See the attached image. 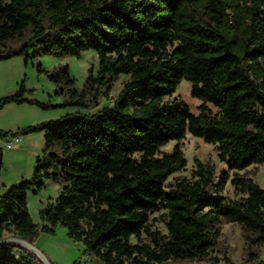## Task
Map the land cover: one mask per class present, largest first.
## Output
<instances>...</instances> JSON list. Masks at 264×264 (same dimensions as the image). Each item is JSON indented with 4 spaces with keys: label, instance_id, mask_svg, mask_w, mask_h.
<instances>
[{
    "label": "trees",
    "instance_id": "trees-1",
    "mask_svg": "<svg viewBox=\"0 0 264 264\" xmlns=\"http://www.w3.org/2000/svg\"><path fill=\"white\" fill-rule=\"evenodd\" d=\"M90 49L99 63L96 72L88 69L82 89L67 65L36 64L66 97L62 102L29 96L25 79L0 96V110L10 103L81 107L16 130L0 128L2 139L44 134L33 177L0 197V240L6 231L35 246L60 226L96 264H215L210 254L220 226L231 222L264 250V189L240 174L264 164V0H0V61ZM120 75L127 78L118 94L99 110L84 111ZM182 80L200 101L198 113L168 99ZM187 134L216 144L232 175L224 171L215 180L213 167L198 161L194 180L168 187L187 163L178 144ZM172 140L173 150L161 152ZM2 167L0 152V176ZM46 180L61 190L39 210L40 229L28 193L40 192ZM227 183L239 199L222 195ZM159 211L165 233L150 222ZM0 264L44 262L9 242L0 244ZM256 264H264V253Z\"/></svg>",
    "mask_w": 264,
    "mask_h": 264
},
{
    "label": "rangeland",
    "instance_id": "rangeland-1",
    "mask_svg": "<svg viewBox=\"0 0 264 264\" xmlns=\"http://www.w3.org/2000/svg\"><path fill=\"white\" fill-rule=\"evenodd\" d=\"M41 62L44 69H53L60 66L67 65L69 67L70 74L75 78V87L82 89L85 85V80L88 76V69L92 66L93 71L96 72L99 59L96 51L90 49L81 52L80 55H71L64 57H55L52 55H42L35 61V65L32 66V60H29V72L27 83L29 86H33L35 92L32 96L39 98L40 100L47 101L52 100L53 103L62 102L66 97L55 94L48 96L49 92L55 93L57 85L49 80L45 73H39L36 70V64ZM127 76L120 75L113 82L111 91L105 95L99 97L98 104H91L89 108L84 109L86 112H95L105 106L111 99H113L123 86ZM51 89V91H49ZM171 100H177L185 102L189 105L190 109L194 113L199 112V99L191 95V83L187 80H182L178 85L175 92L168 97ZM79 106L65 105L56 108H51L49 113L50 119H55L68 112L77 110ZM81 108V107H79ZM10 110L0 112V118H7V114ZM6 140V139H4ZM177 142L172 140L166 145L160 147L161 152H170L173 150ZM179 146L184 152L187 159V163L183 170L172 174L166 184L169 187L177 180L185 178L194 180V172L196 171L197 162H202L213 167L215 180H218L221 173L228 171L226 162L221 161L218 157L217 145L204 141L202 138L187 134L184 139L178 142ZM44 142L41 144L36 142L29 148H21L19 143L14 142V146L11 148L6 147V143L0 140V151H3V167L0 176V193L5 192L6 188L19 180L31 179L34 174L35 159L39 155H42V149ZM41 152L38 156L36 153ZM240 174L246 178H251L262 189H264V164H252L249 165L246 170L241 171ZM45 187L34 194L28 193V208L33 218V221L39 225L40 229L43 228V224L39 218V210L49 201L54 200L61 190V185L51 180L45 181ZM1 195V194H0ZM222 195L227 199L236 200L239 199L241 194L238 193L232 185L227 183ZM164 211L154 212L150 215V222L152 223L153 230H158L162 233L166 232ZM4 238H10L12 235L8 232L3 233ZM145 237L144 235L142 236ZM132 242H137L138 238L132 237ZM251 236L241 228L240 225L231 222H223L220 226L218 244L215 246L210 254L212 261L216 260L215 264H226V259L229 260V264H256L259 258L263 257L264 250L260 246H256L251 242ZM35 246L54 264H75L77 261L87 262L85 256H82V246L73 240H71L64 227H58L55 230V235L41 234L36 242ZM90 264H96L94 259L91 258L88 261ZM179 264H213L211 261L206 263H179Z\"/></svg>",
    "mask_w": 264,
    "mask_h": 264
},
{
    "label": "crops",
    "instance_id": "crops-1",
    "mask_svg": "<svg viewBox=\"0 0 264 264\" xmlns=\"http://www.w3.org/2000/svg\"><path fill=\"white\" fill-rule=\"evenodd\" d=\"M27 56H28L27 54H22L0 61V96L16 91L19 88L20 83L22 82L23 79H25V85L27 88L35 89L33 86H29L27 83L26 77L28 76V72H29L28 63L29 60L31 59L32 66H34L35 61L38 60L39 57L42 55H38L36 56V58H30V59H27ZM34 91L28 95L32 96L35 93ZM49 91H51V89ZM55 94L56 92L55 93L49 92L48 96L50 97ZM5 110H10V113L7 114V116L9 115L7 118L5 119L0 118V128L6 130H16L17 128L26 125L36 124L51 118V114L48 111L50 109H42L36 105L28 104V103H20V104L10 103L5 105L0 110V112H3ZM1 139L2 138H0V140ZM6 140L2 139V142H5ZM36 142H39L41 144L44 142L43 132L41 131L32 132L26 135H20L19 140L16 143H19L21 148L27 149ZM0 149L2 150L3 148ZM0 152L2 153V160H3V151ZM40 153L41 152H38L36 153V155L38 156ZM34 160L36 161L35 158ZM22 180L17 179L14 185L21 182ZM11 186L13 185H10L9 187ZM9 187H7L6 190ZM5 192L0 193L1 194L0 197L3 196Z\"/></svg>",
    "mask_w": 264,
    "mask_h": 264
},
{
    "label": "water",
    "instance_id": "water-1",
    "mask_svg": "<svg viewBox=\"0 0 264 264\" xmlns=\"http://www.w3.org/2000/svg\"><path fill=\"white\" fill-rule=\"evenodd\" d=\"M9 242H15V243H20L23 246L27 247L28 249L33 250L40 258L41 260L44 262V264H50L48 259L46 258V256L34 245L28 244L18 238H14V237H10L4 240H0V244H6Z\"/></svg>",
    "mask_w": 264,
    "mask_h": 264
},
{
    "label": "built area",
    "instance_id": "built-area-1",
    "mask_svg": "<svg viewBox=\"0 0 264 264\" xmlns=\"http://www.w3.org/2000/svg\"><path fill=\"white\" fill-rule=\"evenodd\" d=\"M18 140H19V136H17V137H10L9 139H7L5 141L6 147L7 148L13 147L14 146V142H17ZM85 259H86L87 262L91 260V258L89 256H85Z\"/></svg>",
    "mask_w": 264,
    "mask_h": 264
}]
</instances>
